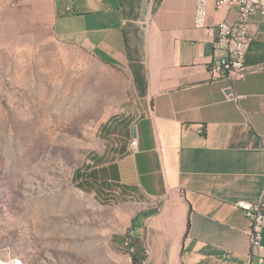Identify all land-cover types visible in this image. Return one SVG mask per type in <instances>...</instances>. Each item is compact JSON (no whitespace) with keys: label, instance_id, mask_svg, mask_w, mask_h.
<instances>
[{"label":"crops","instance_id":"obj_1","mask_svg":"<svg viewBox=\"0 0 264 264\" xmlns=\"http://www.w3.org/2000/svg\"><path fill=\"white\" fill-rule=\"evenodd\" d=\"M57 39L129 78L131 112L105 121L102 142L73 174L101 200H144L142 264H264L238 204L264 203V69L213 79L224 57L218 25L236 8L196 0H52ZM246 64L264 67V16L252 20ZM136 140L133 149L131 143Z\"/></svg>","mask_w":264,"mask_h":264},{"label":"rangeland","instance_id":"obj_2","mask_svg":"<svg viewBox=\"0 0 264 264\" xmlns=\"http://www.w3.org/2000/svg\"><path fill=\"white\" fill-rule=\"evenodd\" d=\"M53 18L52 0H0V264H133L150 206L73 182L100 126L133 110L129 78L57 39Z\"/></svg>","mask_w":264,"mask_h":264},{"label":"built area","instance_id":"obj_3","mask_svg":"<svg viewBox=\"0 0 264 264\" xmlns=\"http://www.w3.org/2000/svg\"><path fill=\"white\" fill-rule=\"evenodd\" d=\"M211 2L218 10H238V20L235 24L221 22L218 25L217 47L222 49L225 55L210 69L213 79L238 82L243 81L249 74L264 69L246 64V56L253 41L252 20L256 16H264V0H196L195 21L198 27H205ZM136 146L137 142L133 140L131 147L134 149ZM238 207L251 223V247L260 248L264 234V203L240 202Z\"/></svg>","mask_w":264,"mask_h":264},{"label":"trees","instance_id":"obj_4","mask_svg":"<svg viewBox=\"0 0 264 264\" xmlns=\"http://www.w3.org/2000/svg\"><path fill=\"white\" fill-rule=\"evenodd\" d=\"M77 187V186H76ZM80 189L79 187H77ZM84 193H89L86 190L80 189ZM154 214V211L148 210L144 212L141 217L146 218L150 215ZM135 222L133 221V227H134ZM129 251L131 253L132 259H133V264H142L144 261V249L142 248L140 242L138 240H135L133 243L130 244Z\"/></svg>","mask_w":264,"mask_h":264}]
</instances>
